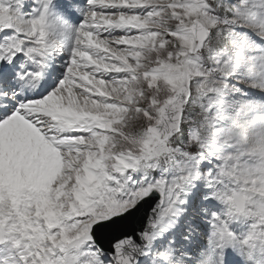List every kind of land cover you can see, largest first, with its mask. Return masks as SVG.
<instances>
[{"label": "snow or ice", "instance_id": "6c2138e0", "mask_svg": "<svg viewBox=\"0 0 264 264\" xmlns=\"http://www.w3.org/2000/svg\"><path fill=\"white\" fill-rule=\"evenodd\" d=\"M248 32L264 41V0H0V264H264ZM187 185L191 230L165 237Z\"/></svg>", "mask_w": 264, "mask_h": 264}, {"label": "water", "instance_id": "95a60500", "mask_svg": "<svg viewBox=\"0 0 264 264\" xmlns=\"http://www.w3.org/2000/svg\"><path fill=\"white\" fill-rule=\"evenodd\" d=\"M154 196L151 197L150 200H147V203L143 202L141 203V214H140V221L139 224L143 225L146 221V218L149 214V212L152 210L153 206L156 204L157 200L153 199Z\"/></svg>", "mask_w": 264, "mask_h": 264}, {"label": "rangeland", "instance_id": "374dc122", "mask_svg": "<svg viewBox=\"0 0 264 264\" xmlns=\"http://www.w3.org/2000/svg\"><path fill=\"white\" fill-rule=\"evenodd\" d=\"M189 1H191V2H198V0H189Z\"/></svg>", "mask_w": 264, "mask_h": 264}]
</instances>
